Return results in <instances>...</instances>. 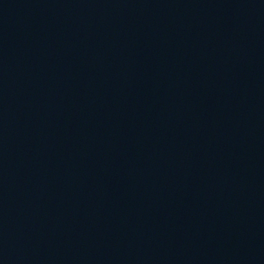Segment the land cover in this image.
Returning a JSON list of instances; mask_svg holds the SVG:
<instances>
[{
  "label": "water",
  "instance_id": "obj_1",
  "mask_svg": "<svg viewBox=\"0 0 264 264\" xmlns=\"http://www.w3.org/2000/svg\"><path fill=\"white\" fill-rule=\"evenodd\" d=\"M0 264H7L2 247H1V243H0Z\"/></svg>",
  "mask_w": 264,
  "mask_h": 264
}]
</instances>
